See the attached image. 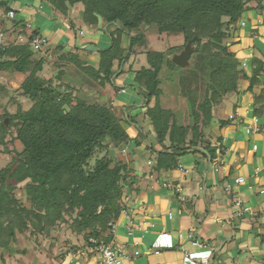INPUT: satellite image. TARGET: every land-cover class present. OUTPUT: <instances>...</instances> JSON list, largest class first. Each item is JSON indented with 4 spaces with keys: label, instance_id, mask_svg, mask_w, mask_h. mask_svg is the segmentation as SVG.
<instances>
[{
    "label": "trees",
    "instance_id": "1",
    "mask_svg": "<svg viewBox=\"0 0 264 264\" xmlns=\"http://www.w3.org/2000/svg\"><path fill=\"white\" fill-rule=\"evenodd\" d=\"M45 1L51 9L50 17L62 19L74 36L85 25L94 33H107L110 43L97 48V67L87 64L78 46L69 50L56 46L52 50L59 61L57 70L53 77H45L42 72L46 63L44 57H38L40 51L14 39L18 31L31 38L23 26H18L20 22L11 19L10 27L3 30L0 76L11 81L24 75V79L15 95L0 103V153L11 156L0 167V248L10 246L17 232L29 241L41 235L49 237L61 223L82 235L83 244L91 245L90 238L111 239L108 223L119 217L126 183L135 178L129 160L118 157V148L127 147L131 140L123 122L133 125L141 136L131 140L134 146L146 141L145 150L152 162L149 173L154 175L179 170L180 158L189 153L199 154L208 165L225 155L222 137L214 144L211 133L214 127L231 123L229 117H220L219 107L230 94L242 93L241 81L248 82L244 91L252 93L253 116L261 117L264 112V56L253 59L251 73L247 74L242 59L230 48L236 43L233 32L250 8L249 3L255 2L259 13L264 11L261 0ZM78 5L82 7L80 25L70 17ZM0 9L6 11L9 3L0 0ZM146 25L155 26L159 35H181L183 43L164 51H146V64L134 71L133 82L118 84V76L130 70L125 65L143 41ZM33 34L40 32L35 29ZM123 36L128 40L125 47L121 46ZM190 39L192 64L204 73L203 97H185L184 101L177 94L179 100L172 105L161 99L162 83L171 81L169 73L183 68L172 62V56L180 53ZM127 86L141 98L154 140H149L136 117L128 113L131 104L123 106L121 117L113 110L112 96ZM104 88L109 95L102 91ZM6 90L0 84V100ZM25 100L30 101L26 108ZM15 142L20 150L13 146ZM111 150L120 153L115 156ZM96 151L105 153L89 167ZM17 190H22L20 197ZM205 199V210L200 216L195 214L197 223L208 214L210 204ZM253 217L259 223V216ZM67 246L58 258L78 247Z\"/></svg>",
    "mask_w": 264,
    "mask_h": 264
},
{
    "label": "crops",
    "instance_id": "2",
    "mask_svg": "<svg viewBox=\"0 0 264 264\" xmlns=\"http://www.w3.org/2000/svg\"><path fill=\"white\" fill-rule=\"evenodd\" d=\"M1 1L9 3V8L16 11L15 19L20 22L19 27H24L27 22L31 23L32 30L37 29L48 38L51 49L58 45L64 46L66 50L78 46L80 56L85 59L97 53V48H104L110 43L109 38L104 37L103 33L88 31L89 28L85 25H81L78 35L74 36L62 19L50 17L51 9L45 0ZM261 4L264 6V0H261ZM255 5V2L249 3L250 8L241 18L246 24L240 33L234 31L236 44L231 47V50H237V57L248 58L251 64L255 56L253 49L256 48L252 38L255 37V32L261 29L258 24L264 22ZM19 8L23 10L20 12ZM0 12L5 10L0 9ZM72 13L73 11L70 17L80 25V16ZM246 19L249 20V25ZM259 20L262 22L258 23ZM80 31L83 32L81 35ZM147 32L154 40L146 37ZM160 36L155 26L148 28L137 48L138 56L145 57L148 50L162 51L154 47ZM260 51L264 54V50ZM202 71L194 67L192 59H189L187 66L176 71L175 78L179 84L177 91L181 98L202 99L204 93ZM250 73L251 69L247 74ZM0 77L5 80L7 86L17 84V87L24 79V75H18L11 81ZM127 79L126 75L123 82H116L127 84L129 82ZM247 84L246 80L241 81L242 93L234 94L235 99L230 105L232 106L230 114H234L235 119L223 128L217 127L216 133L222 137V143L226 148L221 161L208 165L207 160L199 154L189 153L180 158L182 167L187 170L186 173L176 169L153 175L154 178L179 184L184 200L179 199L180 192L163 188L149 177L148 153L145 155L147 143L143 141L138 148L131 147V140L136 137L137 130L133 125L123 124L131 138L127 147L132 156L129 166L134 164L130 167L134 170L135 178L131 180L132 183L130 181L126 183L123 195L125 210L115 220L111 239L105 241L126 247L130 258L119 264H264V175L261 171L257 173V169L264 171V134L261 133L264 131V112L261 117L253 116L252 93L244 91ZM254 92L258 93L259 88H254ZM111 100L112 105L121 112L125 104L141 102L136 92H128L127 88L125 91L121 88L115 91ZM234 104L237 105L236 108ZM145 109L141 106L139 113L135 114L138 115ZM254 118L257 121H254ZM246 127H259V130L248 134L245 131ZM253 144L257 145L256 151L252 150ZM197 162L200 163L199 169ZM238 176L244 177V183L234 185L233 192L226 190L227 184L232 183ZM260 190L263 192L260 193ZM234 196L240 198L243 204L251 209L250 215L236 213L237 208L232 201ZM204 197L210 204L209 211L205 219L197 223L195 214L200 216L205 210L202 201ZM253 215L259 216V223H255ZM192 239H198L203 244L193 245ZM77 246L76 250H70L63 259H60L54 251L48 253L47 250H40L35 245L33 250H29L12 242L6 250L0 251V264L19 262L21 257L18 253H23L24 260L21 264H103L89 244L82 243ZM134 250L137 251L136 254ZM189 251L194 252L195 257L186 256V252Z\"/></svg>",
    "mask_w": 264,
    "mask_h": 264
},
{
    "label": "rangeland",
    "instance_id": "3",
    "mask_svg": "<svg viewBox=\"0 0 264 264\" xmlns=\"http://www.w3.org/2000/svg\"><path fill=\"white\" fill-rule=\"evenodd\" d=\"M11 1L14 2L15 0H11ZM19 10L21 12L23 9H20L19 8ZM81 10H82V7L80 5H78L77 7H75L73 9V13L72 14L75 15V16H80L81 15ZM255 14H256V17H257V12ZM258 14L260 15V18L262 20H264V12H262V13H259L258 12ZM3 20L4 21H1V18H0V29L6 30V28H9L10 27V24L12 23V20L11 19H7V18L6 19H3ZM246 21H247V23L249 25V20L246 19ZM258 25H259V27H261V29H260V31L259 30L256 31L255 32V37L252 38L255 41V44H256V48L253 49V52L255 53V56L253 57V59L256 58V57H260L261 55L264 56V54L260 51V50H264V24L262 23V24H258ZM152 26L151 25L150 26L149 25H146L144 27V30L143 31L146 32L147 29L148 28H152ZM242 28L243 27L240 24L237 25V27H236L237 34L241 32ZM88 31H92V30L89 28ZM102 33H103V36L104 37L109 38L107 33H105L104 31H102ZM148 34H149V32H147L146 37L148 39L152 38ZM152 40H154V39L152 38ZM127 41H128L127 38L125 36H123L122 37V41H121V46L122 47H125L126 44H127ZM182 43H183V38H182L181 35H178V36H168L166 34H162L160 36L159 42L156 43V46H154V47L156 49H158V50H162L163 51V50L167 49L170 46H177V45H181ZM234 45H232V46H234ZM139 46H140L139 44L136 45L135 51H134L135 53L130 56L128 62L125 65V68H127L128 70L130 69L129 72L126 73V75L128 77L127 80L129 81V82H127V85H129L130 83L133 82V79H132L133 78V75L132 74L134 73V71H136L139 68H141V66H143V64H146L144 55L142 57L141 55L138 56V54H137V48ZM236 51H233V52L236 53ZM37 52H39V51H37ZM38 57H44L45 58V63H46L45 66H44V69L45 70L42 72V74L45 77H53L54 76V73L57 70L56 67H57V65L59 63V61H57L58 60L57 57L53 56V50H50L49 52H46V53L41 51L38 54ZM98 59H99V57H98V54L97 53H93L92 55H90L87 58H85L87 64H91V65H93L95 67H97V65H98ZM242 63L244 65V67L246 68V72H250V69L252 67V64L250 63V60L248 58H245L244 57V58H242ZM126 75L118 76V78H117L116 81L123 82L126 79ZM130 76H131V78L129 79ZM167 76H169L171 78V81H166L165 80V82L162 83V87H164V90L162 92L161 99H164L165 102H166V100H169V103L171 102V104L174 105V103H176L177 100H179L178 99V95H177L178 94V92H177V86L179 84H178L177 78H175V74L169 73ZM0 84L6 86V89L8 90V92H6V93L4 91V97H2L1 100H0V103L1 104L2 103L4 104V103L7 102L9 96L15 95L14 93L18 90V88H17V84H15V85H12L11 84V85L7 86L5 80L3 78H1V77H0ZM106 86H108V85H106ZM126 88H127L128 92H133L134 91L129 86H127ZM106 89H110V87H106ZM106 89L104 88V89H102V91L104 93H106V95H109L108 90H106ZM182 99L185 101V98H182ZM234 99H235V95L234 94H230L229 97H226L225 98V101L219 107L220 108L219 113L221 115L220 117L225 118V117H228L229 116V114L232 111L231 110V107L232 106H230V105L232 104V102H233ZM130 104L131 105H129L127 107L128 113L130 115H132V116L135 113L136 114L139 113V109L141 108L140 102H137L134 106H132V103H130ZM152 104H153V101H152ZM29 105H30V101L29 100H25L23 102V107L24 108L28 107ZM112 106H113V110L115 111V113L119 117H121L122 116L121 110L120 109H116L114 105H112ZM137 108H139V109H137ZM136 114L134 116L136 117V120L139 122L138 123L139 126H141L142 128H144V132L149 135V140L150 139H153L154 140V135H153L152 127L150 126L149 120H148L147 116L145 115V111L141 112L138 115H136ZM123 124H125V123L123 122ZM263 128H264V125H263ZM217 129H218L217 127H214L213 130H212V133H211L212 143H214V144H218V137L219 136L216 133L217 132ZM261 133L264 134V131H262ZM138 137L141 138V136L137 133L136 134V137H134V138H138ZM6 140H8V137L6 138ZM12 144L11 143L8 144V147L10 149L13 148L11 146ZM132 144H131V147L134 146V142H132ZM13 146L15 148H17L18 150H20V146H19V143L18 142H15V144H13ZM125 147L126 146H124V147L122 146V147H120L118 149L121 150V148H125ZM129 152H130L129 151V148L127 147L126 148V152L124 154L120 153L121 154L120 156H118V154H119L118 153V150L112 151V154L115 155V156H118V157L123 158L124 161L127 162L128 160L130 161V158H131L130 157L131 154L129 155ZM104 153H105L104 151H96L94 153V155L89 159V167H92L95 164L96 159L99 158V157H101ZM145 155H147L146 152H145ZM10 158H11L10 153H8V154L0 153V167L3 166V165H5L9 161ZM221 160H222V157H220L218 159V161H221ZM130 166H134V164H130ZM148 168H149L148 170H151V165L148 164ZM16 195L18 197H20L22 195V190H17L16 191ZM23 201L26 204H28L25 198L23 199ZM238 218H239V216H238ZM15 234H16V236H15L14 243L17 244L18 246L26 247L29 250H33L34 249V244H36L37 247L40 250H44V251L47 250L48 253L49 252L51 253V252L54 251V253L56 254L57 258L65 250V247H68L67 246L68 244L69 245H74L76 247L77 245H81L84 242L82 235H76L75 233L71 232L68 229L66 223H64V224L61 223L59 226L53 228L49 237H46V236H42L41 235V236H38V237H32V240L29 241V240L25 239V234H20L18 232L15 233ZM4 238H7V237L5 236ZM6 248L7 247L0 248V251H4V250H6ZM20 251H21V248H20ZM71 251H74V250L72 249ZM19 255L21 257L20 258V261L14 263V264H21L22 261L24 260L23 253L22 254L18 253V256Z\"/></svg>",
    "mask_w": 264,
    "mask_h": 264
},
{
    "label": "built area",
    "instance_id": "4",
    "mask_svg": "<svg viewBox=\"0 0 264 264\" xmlns=\"http://www.w3.org/2000/svg\"><path fill=\"white\" fill-rule=\"evenodd\" d=\"M16 11L13 8H9L7 9L5 12H0V18H7V19H15L16 17ZM262 21H258V23H260ZM239 24L243 27L245 26L246 22L245 20H241L239 21ZM24 28L25 30L30 34L31 38H27L24 34H22L21 32H16L14 33V39L16 42L19 43H28L30 48L34 51H42V52H49L50 50H52L51 48H49V40L46 36L42 35V34H32V32L34 30H32V24L27 22L24 24ZM83 33V32H81ZM4 32L2 29H0V47L3 45L4 42ZM122 91H125L124 89H121ZM230 119L234 120L235 119V115L234 114H230L228 116ZM254 121H257L256 118L253 119ZM259 130V127L253 128V127H246L245 131L248 134H253L254 132H257ZM257 149V145L253 144L252 145V150L256 151ZM121 153L124 154L126 152V148H121ZM147 163L149 165L152 166V162L151 161H147ZM179 169L182 170L184 173L187 172L186 169H184L182 167V165H179ZM262 172V174L264 175V171H262L261 169H257V173L258 172ZM149 177L153 178L154 181H156L161 187L163 188H167L168 190H175L180 192L178 197L180 200H184V196L181 193V188L179 186V184H174L171 183L165 179H158V178H154L153 173L150 174L149 173ZM152 179V180H153ZM244 183V177L242 176H238L235 179H233L232 183H228L226 186V190H229L231 192H233V188L234 185H239ZM263 190H260V193H262ZM127 199V198H126ZM233 201V205L237 208L236 213L238 215H246V214H251V209L248 206H245L243 204V202L241 201L240 198H236L235 196L232 199ZM125 210V207L123 208L122 211ZM121 211V212H122ZM169 216H171V214L169 213ZM108 225L110 226V229L112 231H114L115 229V221H111L108 223ZM192 237V235L190 236ZM89 243L91 244V250L95 251L100 259V262L103 264H119L120 262H122L124 259H129L130 255L129 252L127 251L126 247L123 245H119V244H115L114 242L110 241L108 243H106L104 240L102 239H96V238H90L89 239ZM192 244L193 245H202L203 242H201L198 239H192ZM134 253L136 254L137 251L134 250ZM186 256L188 257H195L194 252H186Z\"/></svg>",
    "mask_w": 264,
    "mask_h": 264
},
{
    "label": "water",
    "instance_id": "5",
    "mask_svg": "<svg viewBox=\"0 0 264 264\" xmlns=\"http://www.w3.org/2000/svg\"><path fill=\"white\" fill-rule=\"evenodd\" d=\"M193 39H190L187 41V43L184 46V49L178 53V54H174L172 56V62L175 63L177 66L179 67H185L189 64V59L191 57L192 54V48H191V43H192ZM8 122V119H5V123ZM113 150H111L112 153Z\"/></svg>",
    "mask_w": 264,
    "mask_h": 264
}]
</instances>
